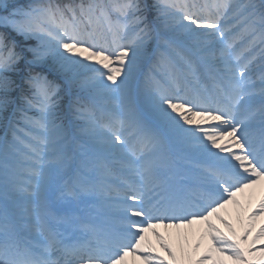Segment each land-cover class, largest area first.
Segmentation results:
<instances>
[{
    "label": "snow or ice",
    "instance_id": "1",
    "mask_svg": "<svg viewBox=\"0 0 264 264\" xmlns=\"http://www.w3.org/2000/svg\"><path fill=\"white\" fill-rule=\"evenodd\" d=\"M0 130V264H264V0H0Z\"/></svg>",
    "mask_w": 264,
    "mask_h": 264
},
{
    "label": "rangeland",
    "instance_id": "2",
    "mask_svg": "<svg viewBox=\"0 0 264 264\" xmlns=\"http://www.w3.org/2000/svg\"><path fill=\"white\" fill-rule=\"evenodd\" d=\"M15 2L19 3V4H26V3L30 2V0H15ZM147 71H148V68L145 67L144 72H147ZM259 75H260V69L254 65L253 66V72H252L253 79H256ZM31 114H33V113H30V115ZM0 134H2V130H0ZM262 196H264V181H261L258 185L254 186L253 188L247 189L244 193H238L237 199L240 201V203L244 209H247L248 211H250L251 209L255 208V206L258 204V202ZM232 209L237 210L234 205H229L227 207V209H226L227 216H229L231 214ZM257 222H259L258 225H260L262 222H264V218L257 220ZM259 246L255 245V247H257V248H259ZM202 253H203V251H202V249H200V251H199V253H197V255H202ZM131 260H132V258L129 257L130 264H131ZM137 264H141V262L137 261ZM206 264H210V263L206 262ZM229 264H231V262H229Z\"/></svg>",
    "mask_w": 264,
    "mask_h": 264
},
{
    "label": "bare ground",
    "instance_id": "3",
    "mask_svg": "<svg viewBox=\"0 0 264 264\" xmlns=\"http://www.w3.org/2000/svg\"><path fill=\"white\" fill-rule=\"evenodd\" d=\"M260 190H261V189H260ZM261 191H262V190H261ZM236 211H237V210L232 209V210H231V214H230L229 216L226 215V218H228V219H229V220H230V221L236 226L237 231L239 232V231H240V226H239V224L236 223V220H235ZM255 223H256V228L258 229L259 226H260V225H258L259 222L256 221ZM220 227L223 228L222 225H220ZM160 231L163 232V233H165V235H169V233H171V235L169 236L170 242L172 243L173 247L177 250V252H178V254H179V246H180V242L177 241V239H176V237H175V232H174V230H164V229H160ZM195 239H196L195 234H194V233H189V235H188L189 244H193V243H195ZM153 243L155 244V240H154V238H153ZM256 245H257V246H259V245H260V246H264V241H260V242H258ZM260 246H259V247H260ZM245 247H247L246 244H245ZM156 249H157V252H158L159 254L163 255V253L160 252L158 245L156 246ZM201 249H202V251H203L202 255H204V254H205V252H204V247H202ZM253 255H255L256 258H259V253H255V254H253ZM197 256H199V255H197ZM208 263H210V262H208Z\"/></svg>",
    "mask_w": 264,
    "mask_h": 264
}]
</instances>
